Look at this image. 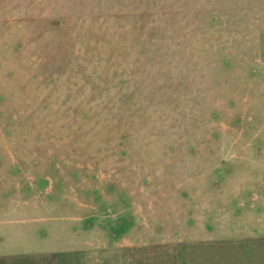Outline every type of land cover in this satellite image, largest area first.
Listing matches in <instances>:
<instances>
[{
    "label": "rangeland",
    "instance_id": "1",
    "mask_svg": "<svg viewBox=\"0 0 264 264\" xmlns=\"http://www.w3.org/2000/svg\"><path fill=\"white\" fill-rule=\"evenodd\" d=\"M216 238L264 264V0H0V256Z\"/></svg>",
    "mask_w": 264,
    "mask_h": 264
},
{
    "label": "crops",
    "instance_id": "2",
    "mask_svg": "<svg viewBox=\"0 0 264 264\" xmlns=\"http://www.w3.org/2000/svg\"><path fill=\"white\" fill-rule=\"evenodd\" d=\"M215 221L217 218L208 226L215 229ZM133 242L122 240L108 246L87 247L84 256L71 253L0 256V264H217V238L200 240L196 246L194 241L180 240Z\"/></svg>",
    "mask_w": 264,
    "mask_h": 264
}]
</instances>
